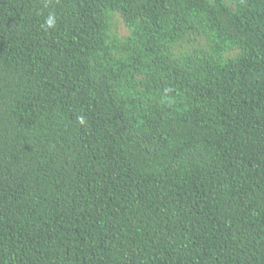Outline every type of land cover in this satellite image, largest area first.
Listing matches in <instances>:
<instances>
[{
	"label": "trees",
	"instance_id": "trees-1",
	"mask_svg": "<svg viewBox=\"0 0 264 264\" xmlns=\"http://www.w3.org/2000/svg\"><path fill=\"white\" fill-rule=\"evenodd\" d=\"M0 264H264V0H0Z\"/></svg>",
	"mask_w": 264,
	"mask_h": 264
},
{
	"label": "clouds",
	"instance_id": "clouds-1",
	"mask_svg": "<svg viewBox=\"0 0 264 264\" xmlns=\"http://www.w3.org/2000/svg\"><path fill=\"white\" fill-rule=\"evenodd\" d=\"M47 25L49 26V27H51L52 25H53V19L51 18V17H49V19L47 20Z\"/></svg>",
	"mask_w": 264,
	"mask_h": 264
},
{
	"label": "rangeland",
	"instance_id": "rangeland-1",
	"mask_svg": "<svg viewBox=\"0 0 264 264\" xmlns=\"http://www.w3.org/2000/svg\"><path fill=\"white\" fill-rule=\"evenodd\" d=\"M121 28H122V32L123 33H127L128 29L126 28V26L124 25V23L121 24Z\"/></svg>",
	"mask_w": 264,
	"mask_h": 264
}]
</instances>
